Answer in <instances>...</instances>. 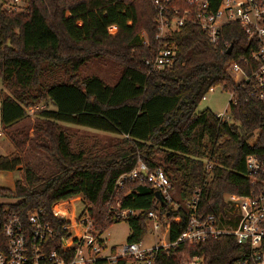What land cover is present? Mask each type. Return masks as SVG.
Listing matches in <instances>:
<instances>
[{"label": "trees", "instance_id": "16d2710c", "mask_svg": "<svg viewBox=\"0 0 264 264\" xmlns=\"http://www.w3.org/2000/svg\"><path fill=\"white\" fill-rule=\"evenodd\" d=\"M10 1L0 3V77L6 89H0V118L8 127L27 116L28 108L46 102L35 110L40 118L35 144L52 157L56 170L41 174L24 161L22 142L12 133L16 149L0 154V169L23 173L12 187L0 185V230L6 215L26 221L32 210L41 209L54 229L48 247L59 249L68 218L58 207L78 195L85 201L82 214L96 231L126 220L128 242L142 240L151 210L165 219L168 239L176 240L186 227V202L195 188L199 211L229 215L225 194L252 187L246 155L264 153V100L249 96L226 69L247 50L239 23L225 24L215 45L197 24H183L173 35L177 61L149 71L143 59L161 44L151 0ZM100 55L120 66L113 83L81 74L82 65ZM218 85L236 95L229 101L230 120L209 108L197 110L209 88ZM60 122L114 132L121 139L74 146ZM139 161L150 171L164 169L177 191L176 208L156 199L147 176L123 177ZM125 208L135 212L122 217ZM241 250L232 234L223 233L160 248L157 264H179L187 255H202L204 264H241Z\"/></svg>", "mask_w": 264, "mask_h": 264}, {"label": "built area", "instance_id": "2783aa9c", "mask_svg": "<svg viewBox=\"0 0 264 264\" xmlns=\"http://www.w3.org/2000/svg\"><path fill=\"white\" fill-rule=\"evenodd\" d=\"M20 1L10 2L17 4ZM151 2L157 24L156 37L161 39V44L155 54L143 59L149 71L171 67L177 61L173 35L183 24H197L215 45L220 41L221 28L227 23L237 22L246 35L247 50L232 58L226 69L235 82L245 87L249 96L264 100V0H218L217 5L213 0ZM141 36L147 41L143 31ZM214 87L211 86L209 91ZM228 91L235 102L234 91ZM43 107L44 104L39 103L28 108L27 112L33 113ZM216 115L225 118L224 113ZM211 166V163H207V168ZM245 166L252 187L246 193L225 194V200L231 207L228 216L214 211H199L197 202L200 189L195 188L191 199L186 202V227L178 238L174 241H157L149 247L142 246L140 241H126L119 248L115 247L114 251L112 247L106 250L105 239L95 230L89 216L84 214L67 219L62 228L68 233L60 236L59 249H50L47 239L53 235L54 229L42 215L41 209L32 210L26 221L18 214H8L0 230V264H157L160 248L175 246L179 241L197 244L223 233L232 234L241 245V264H264V153L247 154ZM142 176L148 177L164 202H175V188L163 168L150 171L145 162L139 161L123 177ZM134 212L125 208L120 210L119 215L124 217ZM148 217V227L154 230L162 228V234L167 233L166 222L162 223L157 211H149ZM74 225H81V229L71 230ZM179 264H204V257L187 255Z\"/></svg>", "mask_w": 264, "mask_h": 264}, {"label": "rangeland", "instance_id": "374dc122", "mask_svg": "<svg viewBox=\"0 0 264 264\" xmlns=\"http://www.w3.org/2000/svg\"><path fill=\"white\" fill-rule=\"evenodd\" d=\"M2 0H0V3ZM21 4V1L17 3ZM113 31L115 27L111 26ZM120 66L115 60L106 56H92L81 67V74L91 75L95 74L103 78L107 83H113L119 75ZM5 89L2 78L0 77V89ZM6 90V89H5ZM231 99L230 91L224 89L221 85L215 86L213 90L208 91L205 97L201 99L197 106V110H203L209 108L216 114H225V118L231 119L229 112V101ZM44 107L47 106L46 102H41ZM1 106V102H0ZM51 106V105H48ZM40 120L35 112L28 113L27 116L21 120L15 122L12 128L5 126L0 118V154H7L16 149L14 140H20L22 146L19 148L24 161L29 162L39 173L48 174L56 170L52 157L43 149L36 146V142L39 141L35 136V124ZM61 126L67 130L71 135L72 143L74 146L89 145L97 142L98 145H109L115 143L121 139V135L96 129L79 124L60 122ZM17 131V132H14ZM13 133L14 140L11 139ZM22 169L15 168L13 170L0 169V185L12 186L17 178L22 177ZM176 190L173 191V196L177 199ZM173 208L178 206L177 201L171 202ZM60 212L67 218H78L85 209V201L81 195L75 196L71 199H67L60 203ZM162 223H165L164 219H161ZM81 229V225H74L71 230ZM162 228L156 230L148 227L147 233L142 238V246H152L155 242L166 241L168 239L167 233L162 234ZM129 234V226L126 220L122 219L112 223L108 228L100 233V236L105 239L107 246L106 250L111 247L119 248L127 241Z\"/></svg>", "mask_w": 264, "mask_h": 264}, {"label": "water", "instance_id": "95a60500", "mask_svg": "<svg viewBox=\"0 0 264 264\" xmlns=\"http://www.w3.org/2000/svg\"><path fill=\"white\" fill-rule=\"evenodd\" d=\"M232 46H233L232 44H230V45L228 46V48H227V53H230V52H231ZM143 172H144V171H143ZM154 193H155V197H156V199H157L160 203H164V200H163V198H162L160 192H159L158 190H155Z\"/></svg>", "mask_w": 264, "mask_h": 264}, {"label": "crops", "instance_id": "0c3cea01", "mask_svg": "<svg viewBox=\"0 0 264 264\" xmlns=\"http://www.w3.org/2000/svg\"><path fill=\"white\" fill-rule=\"evenodd\" d=\"M14 125H15V123L12 124V125H10V126H8V129H9V128H12ZM13 185H14V184H13ZM13 185H12V186H13ZM12 186H10V187H12Z\"/></svg>", "mask_w": 264, "mask_h": 264}]
</instances>
